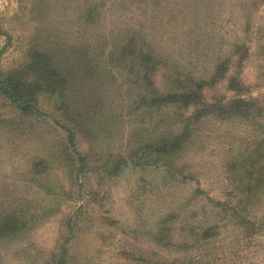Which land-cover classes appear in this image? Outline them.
<instances>
[{
  "label": "rangeland",
  "instance_id": "obj_1",
  "mask_svg": "<svg viewBox=\"0 0 264 264\" xmlns=\"http://www.w3.org/2000/svg\"><path fill=\"white\" fill-rule=\"evenodd\" d=\"M135 29L171 68L209 80L207 101L226 109L245 93L264 106V0H0V79L40 47L72 59L75 47H89L99 65L91 73H104ZM108 71L98 80L105 84L75 100L88 106L77 120L88 118L87 127H73L47 95L26 115L0 98V204L29 218L0 241V264H173L155 236L161 225L183 239L192 232L191 244L194 230L212 226L197 242L205 264H264V118L224 116L215 106L173 155L145 154L183 133L188 114L138 112L143 92L131 69ZM237 71L246 90L229 88Z\"/></svg>",
  "mask_w": 264,
  "mask_h": 264
},
{
  "label": "trees",
  "instance_id": "obj_2",
  "mask_svg": "<svg viewBox=\"0 0 264 264\" xmlns=\"http://www.w3.org/2000/svg\"><path fill=\"white\" fill-rule=\"evenodd\" d=\"M130 27L131 25H128L126 28L129 29H124L132 31L133 29H130ZM90 28L91 25L89 26ZM129 33L125 34V41L119 45L120 48L117 51L111 50L110 59L112 61L110 65H107L106 72L109 69L108 72H111L109 73L111 75L116 68L131 69V72L135 75L137 86L143 92V100L138 104V109L136 108L138 112H142L140 109L142 107L170 108V111L179 108L188 114L185 119L182 118L180 121L184 128L183 133L172 132L170 138L164 137L156 145H153L151 150L146 151L145 154L173 155L175 150L180 148V144L185 141L184 134L186 133V139L188 132L193 134L198 120L209 115V112L215 106L221 114L225 111L224 116L251 120L264 118V106L258 100V102H251L249 99L244 98L242 95L245 93H240L239 96L241 97L228 102L230 103V107L226 109L224 107L225 104L221 100H216L213 103L212 101H207L204 96V86L209 80L197 75H185L171 68L174 65L165 59L161 53L153 49L152 43L148 41L147 36H144L146 39L141 37L142 32L140 30L135 29L134 34ZM103 39H108V37H104ZM237 49H240V47L238 46ZM62 52L48 47H40L38 50L32 52L25 65L16 66L7 72L5 77L0 79V98L4 100L5 104L18 106L26 115V111L30 112L32 110L33 104L39 101L41 95H47L50 99L54 98L56 103L59 101L57 104L58 109L63 111V115L68 118L73 127H76L74 123H77L79 126L86 124L87 127L89 125L88 118L87 122L80 123L77 120L86 116L85 111H88V106L84 104L80 105L75 100H78L83 92H86V89L96 88L94 87L96 84H105L106 82H98V80L101 79V74L106 72L91 73L99 65L94 64V60H98V58L96 55H93L94 53L89 47L87 49H83L80 46L75 47L73 59L70 54ZM244 60L246 59L238 60L240 67L244 64ZM231 62L232 58H226L219 63L213 81H217L222 77L224 67L229 66ZM129 64L132 66H129ZM164 69L168 71H164ZM239 73L241 72L237 71L235 74H231L229 88L243 91L246 90L247 85ZM85 99L87 101V96ZM191 108H194V110ZM186 110L192 111L187 113ZM4 120L0 113L1 126ZM70 128L72 132L73 129L71 126ZM263 143L259 145H263ZM260 150L262 151V147L259 148ZM88 155L89 153H81L80 156L82 160H87L90 159L91 153ZM39 163L40 161L37 164ZM28 219L23 213L19 212L18 208L9 210L0 204V226H4L3 228L0 227V241L10 239L14 235L21 233L27 225ZM208 228L210 231H213L212 226ZM207 229L203 230L201 234L196 233L194 230V236L199 238L197 242L207 238ZM176 234L179 235L176 229L170 225H161L155 233L157 239L161 241L160 244L170 250L174 259L171 262L173 264H205L197 255L196 249L198 248V243H190L189 238H192L193 233L189 232L188 237L184 239L177 237ZM180 234L183 235L185 232L181 233L180 231ZM148 264L165 263L163 261L156 263L150 258L148 259Z\"/></svg>",
  "mask_w": 264,
  "mask_h": 264
}]
</instances>
